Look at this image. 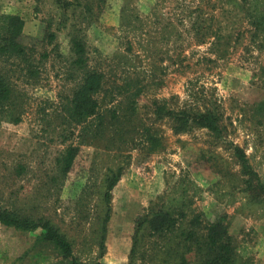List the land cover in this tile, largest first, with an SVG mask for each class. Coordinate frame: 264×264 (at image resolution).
<instances>
[{"label": "rangeland", "instance_id": "rangeland-1", "mask_svg": "<svg viewBox=\"0 0 264 264\" xmlns=\"http://www.w3.org/2000/svg\"><path fill=\"white\" fill-rule=\"evenodd\" d=\"M66 1L72 4L62 9L53 0H0V17L22 21L18 41L28 56L26 63L0 57L15 102L10 116L0 112V206L47 218L85 264H176L181 254L197 264L184 241L188 224L200 238L218 219L232 238L233 264H264V195L256 187L264 186V0ZM196 19L207 32L202 44L192 37ZM70 31L83 42L86 70L100 76L96 116L125 111L123 97L138 94L133 114L95 139L97 118L57 119L81 82L69 65ZM153 101L174 112L215 110L220 139L196 127L174 134L169 119L153 113ZM146 130L159 140L149 151ZM68 145L77 151L59 176L53 160ZM18 165L24 171L16 176ZM116 167L122 171L97 258L96 193ZM149 207L168 212L174 227L163 236L140 231L129 255L134 222ZM35 234L0 227V264H52L48 250L42 262L30 257L34 251L16 260Z\"/></svg>", "mask_w": 264, "mask_h": 264}, {"label": "trees", "instance_id": "trees-1", "mask_svg": "<svg viewBox=\"0 0 264 264\" xmlns=\"http://www.w3.org/2000/svg\"><path fill=\"white\" fill-rule=\"evenodd\" d=\"M102 0H99L101 2ZM59 8H66L72 4L66 0H53ZM74 2V0H73ZM83 12L89 11L88 6L85 5ZM199 22V23H198ZM192 23L191 31L192 37L195 42L202 44V37L207 35L206 31L198 27L200 21ZM22 29V21L13 15H5L0 17V57L2 58H17L21 62L26 63L28 56L25 49L21 46L18 39ZM73 31V30H72ZM214 41L217 42L219 36L212 34ZM52 35L47 36V41H52ZM68 44L71 54L70 67L78 72H81V82L77 88L71 93V96L65 106L62 108L63 115L58 116L57 119L61 123L66 122L69 124L80 123L81 121L95 117L97 122L91 132V139H95L99 135H105L106 131L115 130L121 124V121L126 118L127 114L132 115L134 107L132 98L137 97V92L132 93L130 96L123 97L124 104L127 103L125 111L112 109L105 112L103 115H95L96 102L92 99V95L97 91L100 85V76L94 72L86 70V58L84 56V46L81 38L72 33H68ZM214 46V45H213ZM44 58L45 55L41 54ZM25 73H31L27 67ZM15 102L13 101L12 90L8 84L5 75H0V112L4 115L10 116ZM154 106V114L158 118L166 117L170 121V129L174 134L182 133L192 127L206 130L213 140H219L221 131L219 126V115L215 110L205 109L198 111L191 107L183 108L178 111L165 110L161 105L156 102L151 103ZM16 121V120H13ZM152 131V130H151ZM150 131V132H151ZM128 132L127 129L123 134ZM148 130L144 131L146 135L147 151L154 149L159 140L150 133ZM115 135L109 134L108 140H112ZM120 138V136H118ZM111 148L114 142L111 141ZM109 143V144H110ZM118 147V146H116ZM108 149V146H104ZM118 149V148H116ZM77 149L72 145L66 146L62 152L57 155L53 160L54 167L57 169L59 176H64L68 173ZM234 158L243 162L244 158L242 153L237 149H232ZM243 168V166H242ZM23 167L18 165L14 169V174L19 176L23 172ZM121 167H116L114 170H106L100 182V190L96 193L97 201L101 207L98 219V238L96 241L97 258L101 257L103 252V241L105 233V225L109 217V202L110 192L114 185L117 183ZM259 193L264 195V186L260 183L256 184ZM175 221L170 214L158 207L154 210L153 207L147 209L146 214L139 217L133 226V234L131 237V249L129 255L133 253L136 244L140 241L139 232L146 231L147 236H163L164 233L170 231L174 227ZM196 224V223H195ZM191 226L190 232L184 237V241L192 245L193 253L195 254L197 264H233L234 263V245L232 238L227 234L221 221L218 219L214 223L207 226L205 233L199 238L194 231V223L189 222ZM0 227L9 228L22 233H36L34 241L29 250H26L16 260H22L29 252L34 251L31 258L44 259L43 253L48 250L54 255L55 261L52 264H85L80 262L73 256L72 245L70 241L62 234L52 223L41 216H35L31 212H21L14 208V206L5 205L0 206ZM189 244H184L180 248H185L189 251ZM183 248V249H184ZM184 249V250H185ZM169 254V253H166ZM166 257V256H165ZM166 261V258L165 260ZM176 264H188L182 254L174 259ZM93 264H102L96 261Z\"/></svg>", "mask_w": 264, "mask_h": 264}]
</instances>
